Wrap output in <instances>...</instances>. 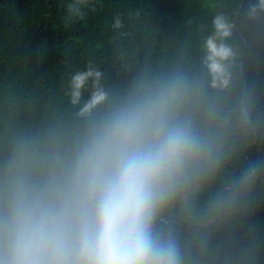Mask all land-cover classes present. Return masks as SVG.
<instances>
[{
  "label": "clouds",
  "instance_id": "9594fccd",
  "mask_svg": "<svg viewBox=\"0 0 264 264\" xmlns=\"http://www.w3.org/2000/svg\"><path fill=\"white\" fill-rule=\"evenodd\" d=\"M195 4L156 40L118 0L55 79L11 55L0 264H264V0ZM56 6L71 34L106 0Z\"/></svg>",
  "mask_w": 264,
  "mask_h": 264
},
{
  "label": "trees",
  "instance_id": "16d2710c",
  "mask_svg": "<svg viewBox=\"0 0 264 264\" xmlns=\"http://www.w3.org/2000/svg\"><path fill=\"white\" fill-rule=\"evenodd\" d=\"M118 0H106L105 8L93 18L86 29L77 27L69 34L59 20L57 0H0V72L10 66L11 55L18 56L31 69L30 79H53L69 65H77L89 54L93 42L101 39L98 24ZM142 6L156 28V40L171 38L186 19L195 13V0H127V6ZM73 35H81L76 40ZM68 62L64 63L65 56ZM57 66L56 68H54ZM110 80L119 79L115 69H109ZM255 153H250L253 155ZM264 216V207L260 209Z\"/></svg>",
  "mask_w": 264,
  "mask_h": 264
}]
</instances>
